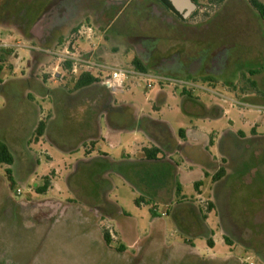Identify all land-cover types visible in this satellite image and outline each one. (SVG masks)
Here are the masks:
<instances>
[{
    "label": "rangeland",
    "instance_id": "1",
    "mask_svg": "<svg viewBox=\"0 0 264 264\" xmlns=\"http://www.w3.org/2000/svg\"><path fill=\"white\" fill-rule=\"evenodd\" d=\"M193 1L196 9L187 19L182 20L157 0H0V80H5V86L0 92V136L11 143L17 151L18 159H22L21 152L26 148L27 131L31 129L30 125H33L35 112L39 108L27 99L23 100L19 96L20 92L23 89L40 91L37 84L41 81L50 82L49 87L55 83L56 86L71 90L80 76L87 72L85 67L79 68L77 72L67 69V62L61 60L60 56L67 47L103 66L90 72L97 79V83L101 76L114 68L138 71L134 65V60L138 58L136 53L145 50L149 52L154 38H159L158 56L169 53L168 56L172 57L181 52L191 57L199 52L204 57L203 69L221 73L218 74L221 79L210 75L207 80L204 77L194 78L189 81V90L185 92H189L191 98L202 99L211 106H222L229 110V114L223 116L220 124L208 128L210 138L214 134L223 138L221 153H217V163L213 162L216 166L213 171L216 173L227 168L230 174L233 173L218 190L219 198L227 196L230 203V208L224 204L225 208L220 212V221L227 230V235L225 232L217 239L227 244L220 241L218 256H229L231 260L227 264H264V135L255 139L253 137L256 136V127L251 132L245 128L248 122L258 120L260 114L255 112L260 111L264 115V102L261 99L255 102L243 99L245 95L235 87L242 74L260 69L261 73L252 79L258 82L264 92V59L242 57L248 55L245 43L248 40L256 43L257 35L263 33L264 20L250 6L248 0ZM77 13H82L79 15L80 19L78 16H73V21L68 19ZM81 26L92 28L91 39L77 35ZM35 35L41 38L36 39ZM112 38L117 42L110 43ZM148 79L146 76L132 75L126 83L124 93H127L129 87L135 84L138 86L137 92L141 100L137 106L143 105L146 89L153 94L165 85L172 91L173 84H176L174 80L153 78V86L147 88ZM223 79L233 83H225ZM195 84H202L205 89L201 90ZM177 85L186 86L179 82ZM194 89L196 92L192 91ZM124 93L115 97L122 99ZM85 95L92 98L97 92L91 91ZM78 102L79 98H52L46 104L42 101L39 104L46 107L51 103L57 109L66 105L67 109H62L63 112L70 115L69 118H78L84 112L77 106ZM178 105L176 100L169 98L162 113L154 116L170 121L177 135L179 118H182L175 111ZM181 105L180 103V108ZM50 108L43 111V121L54 117V111ZM83 109L87 113L99 111L96 105H88ZM144 109L150 111L148 106ZM248 109L252 112L249 113ZM60 114L59 111L57 118H61ZM243 114L247 120L242 119ZM230 120L236 122V129L246 130L247 135L238 133L240 138L236 142L224 136L230 129ZM260 132L264 133V125L260 127ZM36 142L34 134L28 145L34 148ZM104 147L107 149L109 146L104 143ZM192 156L196 165L207 164L201 153ZM174 158L180 161L177 156ZM6 168L7 166L0 165V264H196L192 261L193 257L188 256V247H183V250L162 248L159 243L163 236L171 245L173 242L183 245L194 240L197 252L202 254L207 252L204 249L207 248V242L212 241L208 234L207 241L197 234L201 232L205 215L211 213L215 206L211 199L215 182L209 176L197 188L196 183L186 184L184 191L178 195L175 182H170V170L158 167L152 172H140V176L151 177L153 189L157 187L156 198H152V210L157 213L158 220L149 226L153 213L146 205L143 208L145 218L139 230L142 252H131L135 258L129 261L115 253V249L121 244L113 228L108 225L102 227V234L104 229L110 232L114 240L110 246L96 240L85 241L74 234H64L57 243L51 242L49 245L51 236L47 237L45 228L32 225L21 218L14 223L8 221L3 214V208L11 199L15 202L27 200L31 191L30 186L21 180V164L14 166L18 187L22 189L21 195L17 193L16 184L13 189L10 187ZM198 174L197 171L194 172L192 178L196 179ZM48 177L52 181L56 177L55 172L50 171ZM112 179L116 187L113 188L111 197L127 199V208L128 202L135 206L132 197L147 196L136 184L129 188L113 175ZM44 182L43 178L42 184ZM156 182L158 186L155 185ZM173 211L178 224L173 215L168 216ZM132 214L136 215L133 209ZM230 246L233 253L229 250Z\"/></svg>",
    "mask_w": 264,
    "mask_h": 264
},
{
    "label": "crops",
    "instance_id": "2",
    "mask_svg": "<svg viewBox=\"0 0 264 264\" xmlns=\"http://www.w3.org/2000/svg\"><path fill=\"white\" fill-rule=\"evenodd\" d=\"M81 14L77 13L67 18H71L73 21V16L79 18ZM36 36V39L41 38V36ZM257 36L258 45L257 42H249V40L245 43L248 55L242 56L243 58L264 59V30L260 36ZM113 39L115 38L110 39L109 42L116 43V39L114 41ZM154 39L149 52L145 50L136 53L138 57L136 59H140L146 69V73L139 72L146 77L174 80L176 84H173L172 91L168 90L165 85L153 94L149 92V89H146L142 106L136 105L140 104L141 100L136 84L128 88L127 93L122 95V99H117L115 95L102 88L97 81L79 89L75 84L71 90L56 86L55 83L49 87L48 83L50 82L41 81L37 84L40 91L31 92L30 89H23L20 92L19 96L23 100L27 99L29 103L37 105L39 109L35 112L36 118L33 125H30L31 129L27 131L26 148L21 152L22 159H18L17 151L11 143L0 136L9 146L15 159L12 170L16 187L21 190L22 194L21 187H18L14 168L21 164L23 169L21 180L30 186L31 191L27 200L15 202L11 199L4 207L5 209L3 208V214L8 221L14 223L21 218L32 225L45 228L47 237L51 236L48 241L49 245L51 242L57 243L60 236L64 234H74L76 237L81 236L85 241L96 240L107 246L102 234V227L108 225L113 228L120 244L125 247L123 252L116 248L115 253L118 257L131 261L132 258H135L130 254L131 252L134 254L136 250L142 252L139 230L145 218L143 208L148 205L153 213L149 222L150 227L158 220L157 213L152 210V198H156L157 187L153 189L151 177L149 175L140 176V172L143 170L152 172L158 167L168 169L171 174L170 182H175L176 186L180 184L183 191L186 184L205 183L207 180L205 177H214L217 172H214L216 166L213 162L217 163V153H221L220 147L223 138L216 134L210 138L208 128L220 124L224 119L223 116L229 114V110L223 109L220 105L221 108L211 106L209 103L203 102L202 99L191 98L189 92L185 91L189 90L191 84L189 81L194 78L204 77L206 79L210 75L221 79L218 77V74L221 75V73L212 71V69L204 70V61L202 60L204 57L199 55V52L196 56L191 57L185 56L181 52L172 57L168 56L169 53L164 56L161 53L158 56L159 38ZM237 44L239 43L237 42ZM205 60H207V56H205ZM255 70H259V74L261 73L260 69ZM86 73L91 74L90 72ZM223 81L226 80L223 79ZM178 82L186 86H179ZM225 83L232 84L233 82L226 81ZM4 86L5 80H0V92ZM195 86L201 90L205 89L202 84H195ZM91 91H96L97 95L89 98L85 93ZM192 91L196 92L195 89ZM244 95L243 99L253 100L252 102L261 99L264 102V99L255 94ZM52 98L55 100L79 98L77 106L84 112L79 114L78 118H69L70 115L62 110L67 109L66 105L57 109L51 103L46 107L39 104L40 101L46 104ZM169 98L176 100L177 105L179 104L175 111L182 116L179 118L178 135L170 121L164 118H154L156 114L162 113ZM53 102L55 101L53 100ZM180 103L182 104L181 108ZM88 105L90 107L96 105L99 107V111L93 110L87 113L88 111L83 108ZM145 106L150 107V111H146ZM47 107L53 109L54 117L45 121V133L37 140L33 148L32 145H28V142L36 133L38 124L42 121L43 111ZM59 111L61 118H57ZM248 112L252 111L248 109ZM255 113L260 114L257 117L258 120L248 122L245 128L251 132L256 127V136L253 138L257 139L260 135H264L260 132V127L264 125V115L260 111ZM112 116H119V118H111ZM242 117L247 120L244 114ZM235 125L236 122L230 120V129L224 134L234 142L240 138L238 133L246 134L245 128L236 129ZM181 130L183 131L182 135H180ZM104 143L108 144L107 149L104 147ZM89 145L91 146L88 147ZM153 146L162 151L157 160H149L144 154L145 148ZM197 153L204 156L207 164H195L192 155ZM175 156L180 161L175 160ZM50 171H54L56 177L51 181L48 190L39 194L37 188L43 186V178L47 177ZM196 171L199 174L196 179H193L192 175ZM225 171L224 178L216 181L212 186L211 199L215 206L211 213L205 215L201 232L197 233L206 241L207 234L212 237V241L207 242V248H204L207 251L206 254L197 252L194 240H189L183 245L174 242L171 245L163 236L159 243L162 248L172 247L183 250V247H188V256H192V261L196 264H227L230 262L229 256L219 257L217 250L220 241L222 244H227L217 239L225 232L227 235V230L220 221V212L224 210V204L230 208L229 197L220 199L218 190L225 184L228 177L233 176V173L230 174L227 168ZM112 175L125 187L130 188L133 184L138 185L147 196L132 197L135 206L128 202V208L125 207L127 199L120 196L111 197V192L116 187ZM158 177H155L157 181H159ZM155 185L158 186V183ZM137 199L141 200L139 204L136 203ZM132 209L136 215L132 214ZM170 215L176 219L174 211L168 216ZM175 221L178 224L177 219ZM145 235L147 236V234ZM229 250L233 253L231 246Z\"/></svg>",
    "mask_w": 264,
    "mask_h": 264
},
{
    "label": "trees",
    "instance_id": "3",
    "mask_svg": "<svg viewBox=\"0 0 264 264\" xmlns=\"http://www.w3.org/2000/svg\"><path fill=\"white\" fill-rule=\"evenodd\" d=\"M164 4L166 7L167 5L165 4V0H157ZM213 1H219L223 2L224 0H213ZM250 6L259 14V16L264 20V1L262 0H248ZM168 8V7H167ZM169 9V8H168ZM67 69H71V63L67 62ZM134 65L136 66L137 70L146 73L145 67L141 64V62L138 59L134 60ZM259 70H250L247 73L242 74L241 79L239 83L235 86L241 94H255L257 96L263 97L264 98V92L260 89L258 83L256 80H253L252 77L255 75L259 74ZM249 74V75H247ZM97 79L94 78L91 74L89 73H84L80 76V78L77 80L76 83V88L79 89L81 87L88 86L94 82H96ZM46 130V122L41 121L38 124V127L36 129V139L38 140L40 137H42L45 133ZM183 131H180V135H182ZM144 154L147 159L149 160H157L159 155L162 154V151L153 146L151 148H145L144 149ZM14 156L9 148V146L0 138V165H5L7 166L6 168V174H7V179L10 183V187L13 189L15 187V180L13 177V170L12 166L14 165ZM225 175V170L220 169L213 177L214 182L221 180ZM45 182L42 187L37 188V192L39 194L45 193L48 188L51 185V179L50 177H45L44 178ZM201 185V182L196 183V188ZM177 194L180 195L182 191V187L180 184H177ZM141 202L140 199L136 200V203L139 204ZM103 237L104 241L108 246H110L113 243V238L110 232L106 229L103 230ZM118 251L123 252L125 250V247L120 245L117 248Z\"/></svg>",
    "mask_w": 264,
    "mask_h": 264
},
{
    "label": "built area",
    "instance_id": "4",
    "mask_svg": "<svg viewBox=\"0 0 264 264\" xmlns=\"http://www.w3.org/2000/svg\"><path fill=\"white\" fill-rule=\"evenodd\" d=\"M93 30L91 27L81 26L77 31L78 36H85L87 39H91V35ZM61 60L64 62L71 63V69L74 72H77L79 68L85 67L87 72H91L93 69L103 68L97 61L86 57L84 54H80L78 51L70 50L69 47L65 48L61 53ZM141 77L144 76L139 71L135 69H126V68H114L104 76L100 77L99 84L102 88L107 90L112 95H117L124 93L126 90V83L130 79L131 76ZM148 77V76H147ZM147 88H151L152 82L154 81L152 77H148ZM18 195L21 194V190H17ZM161 215L165 216V213H161ZM112 233V232H111ZM250 264H254L250 262Z\"/></svg>",
    "mask_w": 264,
    "mask_h": 264
},
{
    "label": "water",
    "instance_id": "5",
    "mask_svg": "<svg viewBox=\"0 0 264 264\" xmlns=\"http://www.w3.org/2000/svg\"><path fill=\"white\" fill-rule=\"evenodd\" d=\"M167 7L182 19H187L196 9L193 0H165Z\"/></svg>",
    "mask_w": 264,
    "mask_h": 264
}]
</instances>
